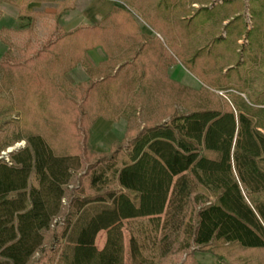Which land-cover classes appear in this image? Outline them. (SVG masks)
Instances as JSON below:
<instances>
[{
  "label": "trees",
  "instance_id": "trees-1",
  "mask_svg": "<svg viewBox=\"0 0 264 264\" xmlns=\"http://www.w3.org/2000/svg\"><path fill=\"white\" fill-rule=\"evenodd\" d=\"M248 1L252 28L247 30L238 11L225 25L226 36L235 33L233 42L242 34L248 41L242 52L234 50L236 63L226 60L232 65L227 73L219 67L212 77L214 86L171 90L168 120L159 119V113L154 116L157 122L140 127L136 94L124 109L128 128L107 152L91 148V129L88 124L82 127V110L71 122L77 154L56 155L39 134L0 141L2 151L26 139L7 159L0 158V264H33L34 256L44 249L46 234L59 225L63 233L54 239L64 244L56 261L46 264H125L124 221L134 226L128 241L130 264L156 263L180 237L182 249L191 247L193 253L210 255L217 264H249L245 251L264 248V85L249 93L244 69L249 67L257 78L264 73V0ZM234 2L222 0L215 6H224L220 20L231 16L227 7ZM62 4L54 13L29 16L27 32L34 31L38 18L54 22L48 37L54 39L44 50L30 55L25 46L22 59H0V118L14 110L12 102L1 96L4 86L16 72L25 74L33 57H44L60 74L83 63L88 78L77 87L83 86L81 102L91 110L94 101L98 108L106 105L109 96L145 89V84L138 87L117 77L123 64L115 74L109 72L105 67L109 57L94 66L86 60L84 54L100 42L89 34L74 41L83 28L66 31L59 25L71 7ZM209 11L215 9L201 7L191 19L200 15L210 21ZM11 33L0 28L6 55L12 48ZM197 58H202L201 50L194 51L186 63L194 66ZM203 60L207 65V58ZM198 70L206 76L207 66ZM213 89L223 90L224 96ZM83 163L82 176L91 193L81 200L72 198L59 218L66 188ZM96 202L100 207L95 212L79 217L78 206ZM139 219L142 222H136ZM100 231H105V241L98 249L95 241ZM235 252L237 257L230 258Z\"/></svg>",
  "mask_w": 264,
  "mask_h": 264
},
{
  "label": "rangeland",
  "instance_id": "rangeland-1",
  "mask_svg": "<svg viewBox=\"0 0 264 264\" xmlns=\"http://www.w3.org/2000/svg\"><path fill=\"white\" fill-rule=\"evenodd\" d=\"M57 2L58 4L51 5L52 9L61 8L63 2L71 6L63 14L59 25L66 31L78 26L83 28L74 37V41H82L88 34L99 40L98 47L84 54L91 65H98L109 57L105 66L109 72L115 74L118 66L123 64L117 77L126 83L134 82L138 87L145 84V89L139 90L138 93L123 91L118 96H109L106 105L98 108L94 107V101V109L91 110L92 108H86L81 102L83 86L77 87L88 78L83 63L78 62L72 69L60 74L53 71L50 61L44 62V57H33V62L30 60L27 64V72L11 75L9 83L4 86L1 96L12 102L14 110L0 118V141L9 142L16 136L39 134L56 155L78 153V141L71 122L77 120L76 112L80 110L85 114L82 127L90 125L89 144L99 153L109 151L112 144L124 136L128 128L124 109L129 100L138 97L136 94L139 95L136 101L139 106L136 119L140 127L148 121L153 123L159 119L168 120L171 111L166 107L173 104L170 98L171 90L178 86L184 90H197L202 85L214 86L212 77L217 75L219 67L223 73H227L232 65L226 60L236 63L234 50L242 52L248 45L245 34L236 42H233V39H236L235 33L232 37L226 36L225 25L238 14L237 11L242 14L247 30L253 26L248 0H235L232 5H228L231 16L224 21L220 20L224 6L215 7L222 3V0H56ZM205 6L215 9V12H207L213 15L210 21H204L206 17H199L200 15L197 16L198 20L197 17L191 19L199 8ZM107 13L108 18L102 20ZM201 15H205V12ZM29 21L18 18L0 23L12 32L9 37L12 48L8 55L6 52H0V59H22L25 46L27 53L31 55L34 50H44V45L54 39H48L54 30L53 20L38 18L34 31L27 32ZM197 21L199 23H196ZM94 24H97V27H93ZM187 31L190 33L187 34ZM88 44L91 45L90 42ZM3 48L6 51L8 49L7 46ZM197 50H201L202 58H197L194 66L188 65L187 58L192 57ZM203 57L207 58V65ZM203 66H207V77L198 70ZM244 71L249 81L248 92L253 94V91L264 85L261 82L264 73L257 78L249 67H245ZM1 74L0 68V76ZM231 77L230 82L233 84L236 78L233 72ZM215 92L220 96L225 94L223 90L216 89ZM178 109L183 110L181 107ZM159 113L160 118L154 119L155 114ZM25 143L24 138L6 147L0 151V158L7 159L10 148H14V151L22 148ZM85 167L86 164L83 163L82 167L73 173L65 191L59 218L66 214L72 198L81 200L91 193L87 178L82 176ZM83 205L81 208L78 206L79 217L82 214L89 216L100 207L99 202ZM136 222H142V219ZM123 224L124 262L130 264L128 241L130 230L134 226L126 221ZM62 230L59 225L46 234L44 249L34 256L33 264L56 261L64 243L58 242L54 237L60 236ZM104 241L105 231H100L95 241L98 249L102 248ZM181 242L180 237L171 245L169 252L154 264H217L210 255L193 253L191 247L182 249ZM245 253L250 259L249 264H264V248L246 250ZM237 255V252L232 253L230 258H236Z\"/></svg>",
  "mask_w": 264,
  "mask_h": 264
},
{
  "label": "crops",
  "instance_id": "crops-1",
  "mask_svg": "<svg viewBox=\"0 0 264 264\" xmlns=\"http://www.w3.org/2000/svg\"><path fill=\"white\" fill-rule=\"evenodd\" d=\"M52 4H58V2L56 3V0H2L0 3V23L18 18L29 19V16L35 12L54 13L56 9L51 8ZM1 27L5 26L0 25ZM3 47L6 46L0 42L2 54L6 52Z\"/></svg>",
  "mask_w": 264,
  "mask_h": 264
},
{
  "label": "water",
  "instance_id": "water-1",
  "mask_svg": "<svg viewBox=\"0 0 264 264\" xmlns=\"http://www.w3.org/2000/svg\"><path fill=\"white\" fill-rule=\"evenodd\" d=\"M13 149H14V148H10V149H9V152H11Z\"/></svg>",
  "mask_w": 264,
  "mask_h": 264
}]
</instances>
